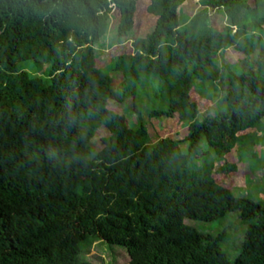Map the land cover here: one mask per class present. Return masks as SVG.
<instances>
[{
  "label": "trees",
  "instance_id": "trees-1",
  "mask_svg": "<svg viewBox=\"0 0 264 264\" xmlns=\"http://www.w3.org/2000/svg\"><path fill=\"white\" fill-rule=\"evenodd\" d=\"M187 1L0 0V264H97L83 254L94 238L127 264H264V203L234 192L238 152L264 130V49L261 75L252 61L264 0H200L182 28ZM132 33L101 66V48ZM229 47L246 55V72L217 66ZM33 59L47 75L24 67ZM151 73L169 107L150 116L174 120L157 142L123 113L130 97L138 109ZM196 80L220 85L230 109L200 120L213 102ZM100 129L109 134L95 150ZM230 212L251 222L235 261L225 234L185 223Z\"/></svg>",
  "mask_w": 264,
  "mask_h": 264
},
{
  "label": "rangeland",
  "instance_id": "rangeland-1",
  "mask_svg": "<svg viewBox=\"0 0 264 264\" xmlns=\"http://www.w3.org/2000/svg\"><path fill=\"white\" fill-rule=\"evenodd\" d=\"M200 0H190L181 9V19L184 28L185 23L190 19L194 13L199 9L196 4ZM254 5V0H251ZM117 18L115 19V21ZM137 33H132L130 38L123 41L115 42L112 46H103L99 58L101 66L110 63L111 59L124 51L136 37ZM261 36V40L257 44L256 51L253 54L252 61L256 70L261 75L259 66V58L261 50L264 49V31H257ZM114 39L116 36L112 35ZM24 67L33 74L47 75L49 72V63L44 61L28 60ZM228 66L232 73L242 74L246 72L251 64L246 63V55L239 52L233 47L223 49L220 51L217 58V66ZM112 64L107 65L110 68ZM38 67V69H35ZM113 70L110 73L113 74ZM114 84L117 86L121 81V75L115 73L113 75ZM149 81L140 86L139 106L135 108L134 98H127L123 104V113L131 126H137L139 123H145L150 132V139L152 142H157L162 137L172 133L174 120L170 118H155L150 116L153 110H166L169 104L164 101L162 87L163 80L158 75L151 73L148 75ZM198 90L202 96L209 98L213 102V107L210 110L201 109L199 119L202 120L206 116L216 117L222 111H228L229 105L222 100L223 91L221 86L212 82H202L196 80ZM264 121V119H263ZM182 135L185 136L188 130V124L183 125L181 130ZM250 135L244 142V147L239 150V172L236 177L235 195L237 198L247 197L256 202L264 203V130L258 134L256 130L250 131ZM106 129L97 131L92 139V149L98 150L102 147V136L108 135ZM206 150H210L206 141H203ZM183 146V145H182ZM210 160H216V156L210 155ZM185 223L191 227L196 228L199 232L204 234H211L217 236L225 234L223 240L220 242L221 247L227 252L229 258L235 261L241 254L248 226L250 221L242 217L241 212H230L227 216L214 222H201L196 220L186 219ZM83 254L89 257L97 264H127V256L118 249H109L108 245L103 239L94 238L89 240V243L83 245Z\"/></svg>",
  "mask_w": 264,
  "mask_h": 264
},
{
  "label": "crops",
  "instance_id": "crops-1",
  "mask_svg": "<svg viewBox=\"0 0 264 264\" xmlns=\"http://www.w3.org/2000/svg\"><path fill=\"white\" fill-rule=\"evenodd\" d=\"M263 123H264V121H263Z\"/></svg>",
  "mask_w": 264,
  "mask_h": 264
}]
</instances>
